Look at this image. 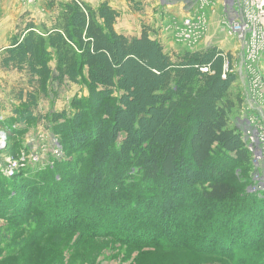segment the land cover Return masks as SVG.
<instances>
[{
  "label": "trees",
  "instance_id": "1",
  "mask_svg": "<svg viewBox=\"0 0 264 264\" xmlns=\"http://www.w3.org/2000/svg\"><path fill=\"white\" fill-rule=\"evenodd\" d=\"M49 7L59 12L55 26L38 33L37 25H27L16 36L17 48L3 54V61L5 65L25 64L44 95L54 79L84 85L88 95L75 97L70 113L39 118L34 105H27L16 109L9 120L14 125L30 126L44 118L61 133L60 141H83L76 150L78 158L73 167L81 169L69 175L70 166L60 163L48 174L39 173L36 179L22 175L21 182L9 181L8 186V180L0 181V212L4 209L12 219L9 223L20 227L25 224L23 219L33 220L40 234L35 232L32 237L39 235L35 238L38 240L46 235H67L59 233L72 222L56 220V212L66 210L68 203H63V198L69 199L71 192L83 198L88 192L92 203L102 204L99 211L104 217L94 219L91 227L74 222L75 232L130 237L137 231L142 233L138 234L139 241H145L140 244L159 250L221 258L225 264H264V251L258 248L264 243V230H260L257 219L264 215V199L259 193L238 196L226 178L233 166L241 173L252 168V156L238 129L230 125L236 102L229 86L236 75L223 78V57L212 49L186 51L174 62L162 43L147 32L140 38L119 35L114 28L119 14L108 3L94 9L82 0H73L50 2ZM52 61H56L55 68L49 65ZM205 68L207 72L202 71ZM73 149L67 148L70 154L76 153ZM133 170L141 177L139 188L128 185ZM180 172L197 177L189 174L184 183L176 178ZM62 176H74L75 182L79 178L94 179L96 184L89 190L88 186L73 187ZM103 179L107 180L104 188L109 187L105 197L110 194L109 198H114L122 191L119 198L109 202L96 196V186ZM157 180L167 184L166 188L161 186L162 194L154 190ZM197 182L203 184L200 193L195 190ZM186 196H198L196 204L217 206L219 211L202 213L194 203L196 215L179 213L173 203H183ZM232 202H244L245 210H238L240 205L232 209ZM77 204L80 202L76 200L69 204L71 216L77 212ZM124 208L128 212L124 213ZM253 210L257 216H253ZM18 211L22 212L19 219ZM235 212L248 230L236 226L237 221L236 225L228 221ZM250 215V223H246ZM202 225L205 232L200 230ZM121 227H127L126 231ZM103 228L110 232H103ZM56 231L59 233L49 234Z\"/></svg>",
  "mask_w": 264,
  "mask_h": 264
},
{
  "label": "rangeland",
  "instance_id": "2",
  "mask_svg": "<svg viewBox=\"0 0 264 264\" xmlns=\"http://www.w3.org/2000/svg\"><path fill=\"white\" fill-rule=\"evenodd\" d=\"M82 1L84 2V0ZM184 1L185 0H175L174 2L177 4L180 2L184 4ZM41 2L40 0H0V56L2 55L3 57V54H6L8 50L17 48L14 46L18 40L16 36L21 34L23 30H26L27 25H37L38 33H40V31L51 30L55 26L59 12H57V9L53 10L52 7H49L50 9L44 8ZM88 5L92 7L90 4ZM177 14L178 15L175 17L178 20L181 18L182 14ZM159 18L161 22L164 21L163 26L165 32L172 35L173 41L168 45L169 52L166 46L164 47L163 45V48L166 53L172 56L174 62L178 60V55L184 54L186 51L201 52L212 49L223 57V67L227 66L229 68L230 72H228L226 76L229 74L236 75L233 81L230 80L229 92L231 98L236 102L230 125L232 128H237L235 119L242 114L243 104L247 96L248 87L246 82H244V75L247 71L243 66H240L242 65L241 50L238 44H235L233 39L231 40L222 25V8L217 6L214 10L208 12V30L200 39L199 44L193 48H188L187 45L177 42L176 35L178 31L176 32V30L174 31L170 28L171 18L168 19L167 13L161 11ZM130 23L132 25L134 24L132 20H130ZM127 26H129V24H127ZM148 28L143 27L144 30L142 33L147 32ZM23 39L24 37L22 34L19 37L20 43ZM3 59L4 57L0 59V116L4 118L0 121V181L8 180L6 182V186H8L9 181L16 182V184L21 182L22 175L27 179H36L39 173H47L49 169L55 168V165L60 163L70 166L69 170L67 169L69 175L76 174L81 169L80 166L77 165L75 166L76 169L73 170L78 158V152L76 150L79 148L78 145L82 144L83 141L80 142V139L76 142H71L70 140L60 141L58 136L61 133L58 129H54L53 125L44 118L42 120L39 119L37 122L33 121L34 124L30 126L18 125L17 123L14 125L11 124V121L15 114L14 111L27 105H34V114L39 118L54 113H70L72 100L75 97H86L88 95L87 89L84 85H77L68 80L58 83L56 79H54L51 90L47 95H44V91L39 82L33 79L25 64L12 62L5 65ZM250 61L251 71L256 74L260 73V80L264 88V59L262 61H260V59L257 61L251 59ZM54 62L56 61L50 62L49 65L51 68H53ZM230 69H232V72ZM9 119H11V121ZM11 127L13 132L10 131ZM60 131L65 133L66 131L68 132V130ZM100 139L101 137H99V140ZM70 146H73V150H75L74 152L76 153L70 154V151L67 150ZM253 159L254 157L252 156V168L250 167L247 172L242 171L241 173V170L238 171L234 168L235 166H233L232 173L226 177L228 179L227 182L233 185L238 191V196L246 195L247 192L253 194L250 192V187L253 186ZM113 169L117 170L118 167L113 166ZM53 175L54 177L56 176V174ZM135 175H137V171L133 170L132 174H130L132 180L130 179V181H128V185L139 188L141 187V177ZM187 175L197 177V175H192V173L186 174L180 172L177 174L176 178L185 183L184 177ZM73 177L69 176V179H65L62 176L61 178L67 180V182H71L73 187L78 186L84 188L88 186V190L92 188V185L94 186V184H96L93 181L94 179L87 181L88 179L83 180L79 178V180L75 182ZM99 178L102 179L103 177ZM106 182L107 180L103 179L96 186L95 190L97 191L96 196H102L103 200L105 192L109 190V187L108 189L104 188ZM162 185L163 187L165 186L164 188L167 186L166 183L160 184L157 180L154 185V190L162 194V191H164V189L162 191L160 189ZM202 188V182H197L195 190L200 193ZM93 191L94 190H92V192ZM121 193L122 191L116 193L117 196L111 199L109 198L110 194L105 198L110 202L113 201V199L119 198ZM126 193L127 191L124 190L123 195H126ZM118 194L120 195L118 196ZM88 195L90 194L87 192V195L83 198L82 195L76 196L74 192H71V197L69 199L63 198V203H68V206L67 208L65 207L66 210L62 209L59 214L56 212L55 219L60 220L66 218L68 222L71 221L72 223H70L69 226L71 229L61 227V229L64 228L66 231L64 230L62 233L56 231L49 234L59 233L67 235H46L39 240L35 239L36 236L39 235L32 237V234H35V232L36 234H40V230L38 231L36 227L37 224L34 223L33 220L28 219L26 221L25 217H21L25 218L23 219L25 224L17 227L9 223L12 219L5 214L3 209V211L0 212V264H225L221 258L197 256L184 251L159 250L150 244H140L145 242L139 241L141 237H138V234L142 233L137 231L133 232V229L130 227V231L133 232L130 237L121 236V234L118 233H111L110 230H107L108 228H103V232H110V234L95 235L93 232L90 234L91 232L87 229L89 233L82 234L80 232H75L72 230V228L75 227L74 222L82 225L84 224V226H86L85 224L87 223V225L91 227L90 225H92L94 219L100 220L104 217V213L99 211L102 204L97 202L92 203ZM80 196L82 198H80ZM173 196L176 198V195ZM259 197L264 199V191L259 193ZM36 198L38 197L36 196ZM72 200L80 202V205L77 204V212L71 216L70 214L72 213L69 210V204L73 202ZM151 201H153V198ZM199 201L198 196H186L183 203H178L175 200L173 204L177 206L175 208L179 213L186 211L196 215L194 214L195 208L201 210L202 213L219 211V207L217 206L212 208L210 206L205 207L203 203L196 204V202ZM194 203L196 205L195 208L193 205ZM243 204L246 205L244 202H232V209L240 205L238 210H245L242 208ZM216 205L222 206V204ZM0 209H2V207H0ZM90 209H92L93 213L90 212ZM131 209L132 208L129 210ZM118 210H120V208ZM126 212H128L127 208H124V213ZM132 212L138 214L139 211L135 212L132 210ZM21 213L20 211L16 212L17 218L20 217ZM90 213H92V215H90ZM27 214L28 217L32 216V212L30 211H28ZM252 214L253 216L258 215L254 210ZM144 216H147V214L145 213ZM250 217L251 215L246 218V223L249 222ZM258 218L262 226H259V228L263 231L264 215L262 217L258 215L257 219ZM227 219L233 222L234 225H236L235 221H237L238 223L236 226L242 227L244 231L249 229L245 230V226L241 224V218L237 216L236 212L232 213ZM192 222L193 221H190V223ZM202 222L204 221L200 223ZM192 224L196 225L195 222ZM121 228L122 231H126L127 227ZM200 230L205 232L203 225ZM158 235L161 236V234ZM146 243H148V241ZM258 248L260 252H263L264 243L258 245Z\"/></svg>",
  "mask_w": 264,
  "mask_h": 264
},
{
  "label": "built area",
  "instance_id": "3",
  "mask_svg": "<svg viewBox=\"0 0 264 264\" xmlns=\"http://www.w3.org/2000/svg\"><path fill=\"white\" fill-rule=\"evenodd\" d=\"M179 5L182 7L181 18L177 20L172 17L170 20V28L178 31L177 42L187 45L188 48L197 46L208 30V12L220 6L222 25L241 50L240 66L247 71L244 82L248 88L243 112L235 119V123L254 157L253 186L250 187V192H263L264 88L260 73L251 71L250 60L264 59V0H185L184 4L180 2ZM230 70L232 72V69ZM202 71L207 72L208 69ZM228 72L229 68L224 67L223 78H226ZM3 119V116H0V121Z\"/></svg>",
  "mask_w": 264,
  "mask_h": 264
},
{
  "label": "crops",
  "instance_id": "4",
  "mask_svg": "<svg viewBox=\"0 0 264 264\" xmlns=\"http://www.w3.org/2000/svg\"><path fill=\"white\" fill-rule=\"evenodd\" d=\"M61 1L64 0H40L42 6L47 9H50V2L57 3ZM84 2L94 8L102 3H108L111 8L117 11L119 17L114 28L119 35L140 38L143 34V27H149L151 30L149 28L147 29L149 36L152 39L159 40L164 47H167L166 49L169 52L168 45L173 41L172 35L165 32L163 26L164 21H160L159 15L162 11L167 13L168 19H170L177 16V13L180 14L182 12V7L177 3L174 4L173 0H84ZM55 9L57 8L53 7V10ZM130 20L133 21V25L130 23ZM1 58H3L2 55L0 56ZM55 66L54 62L52 67L55 68Z\"/></svg>",
  "mask_w": 264,
  "mask_h": 264
}]
</instances>
